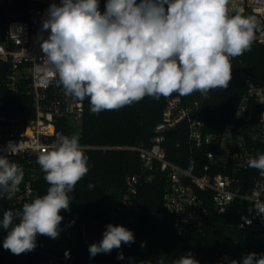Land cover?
<instances>
[{
	"label": "clouds",
	"instance_id": "1",
	"mask_svg": "<svg viewBox=\"0 0 264 264\" xmlns=\"http://www.w3.org/2000/svg\"><path fill=\"white\" fill-rule=\"evenodd\" d=\"M229 4L230 0H106L102 14L99 0L51 3L38 37L47 82L54 81L66 97L79 102L89 98L90 112L97 115L145 96L158 100L173 93L199 92L207 97L210 90L227 89L232 79L230 58L251 51L261 29L254 16L230 14ZM48 30L45 39L42 33ZM85 151L78 135L57 134L38 155L36 163L49 185L47 194L24 203L20 210L4 211L0 220V228L7 231L4 249L19 255L35 249L37 234L59 237L60 212L70 210L69 193L90 171ZM246 164L264 174V153ZM23 181L22 167L0 155V198L13 199ZM253 210L264 217V201H256ZM134 242L132 230L109 223L102 240L90 244L88 251L95 257ZM65 258H70L68 251ZM117 259H124L122 252ZM156 264H166L165 255ZM172 264L200 261L188 251ZM229 264H264V254L250 252Z\"/></svg>",
	"mask_w": 264,
	"mask_h": 264
},
{
	"label": "built area",
	"instance_id": "2",
	"mask_svg": "<svg viewBox=\"0 0 264 264\" xmlns=\"http://www.w3.org/2000/svg\"><path fill=\"white\" fill-rule=\"evenodd\" d=\"M51 3L59 5L60 0H0V155L24 171L20 191L11 200L3 198L14 211L35 194L34 160L57 134L66 135L69 127L79 130L86 111L88 98L79 102L66 97L54 81L47 82L38 37ZM105 4L99 0L102 14ZM229 9L230 14L240 12L260 21L252 46L264 45V0H230ZM49 32L43 31L45 39ZM18 106L23 115L16 112ZM178 128L186 135L188 166L172 162L166 150L167 139ZM83 146L137 152L141 172L127 178L124 202L133 205L143 185L164 181L162 210L172 218L177 234H201L219 217L233 219L236 228L250 236L264 237V217L250 211L256 201H264V174L246 164L264 153V85L247 80V90L221 132L208 131L199 92L173 93L165 97L150 146ZM60 262L48 255L44 264Z\"/></svg>",
	"mask_w": 264,
	"mask_h": 264
},
{
	"label": "trees",
	"instance_id": "3",
	"mask_svg": "<svg viewBox=\"0 0 264 264\" xmlns=\"http://www.w3.org/2000/svg\"><path fill=\"white\" fill-rule=\"evenodd\" d=\"M139 3V0H137ZM232 79L227 89L210 90L203 96V107L207 129L221 132L235 114L239 102L247 90V80L264 85V45H255L242 56L230 58ZM165 106V97L154 99L145 96L141 101L119 110L90 112L89 98L80 129L69 127L67 136L76 134L85 146H150L155 136V126L160 122ZM19 115L21 108L14 107ZM169 159L188 166L189 156L186 135L178 131L167 139ZM89 157L90 171L69 193L72 197L70 210H61L63 220L57 239L37 234L33 251L19 255L3 248L7 231L0 228V264H44L48 255L61 259L60 264H156L157 258L165 255L166 263L191 251L200 264H229V260L240 261L250 253L264 254V237L250 236L240 231L231 218L213 217L203 233L182 236L176 233L172 218L163 214L162 197L164 181L141 187L133 205L124 202L126 180L130 175L141 172V161L137 152L115 149H85ZM36 179L34 196L47 194L44 173L34 160ZM94 187L88 189V185ZM23 203V204H24ZM21 205L20 209H22ZM14 208L10 202L0 198V220L6 210ZM122 225L132 230L135 242L113 249L110 254L90 257L88 246L103 238L106 225ZM144 242L145 246L141 247ZM70 258H65V252ZM124 259H117L119 253ZM227 257L228 259H225Z\"/></svg>",
	"mask_w": 264,
	"mask_h": 264
},
{
	"label": "water",
	"instance_id": "4",
	"mask_svg": "<svg viewBox=\"0 0 264 264\" xmlns=\"http://www.w3.org/2000/svg\"><path fill=\"white\" fill-rule=\"evenodd\" d=\"M174 133V130L168 132V136H171Z\"/></svg>",
	"mask_w": 264,
	"mask_h": 264
},
{
	"label": "rangeland",
	"instance_id": "5",
	"mask_svg": "<svg viewBox=\"0 0 264 264\" xmlns=\"http://www.w3.org/2000/svg\"><path fill=\"white\" fill-rule=\"evenodd\" d=\"M166 264H168V263H166Z\"/></svg>",
	"mask_w": 264,
	"mask_h": 264
}]
</instances>
